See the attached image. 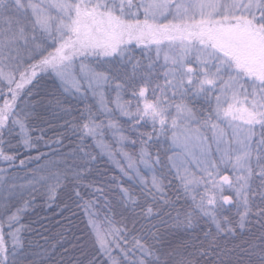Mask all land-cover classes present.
<instances>
[{
  "label": "snow or ice",
  "instance_id": "1",
  "mask_svg": "<svg viewBox=\"0 0 264 264\" xmlns=\"http://www.w3.org/2000/svg\"><path fill=\"white\" fill-rule=\"evenodd\" d=\"M44 77L83 108L65 121L70 154L57 139L32 158L29 196L68 187L101 264H264V0H0V161L10 167L12 139L35 146L37 105L71 114L35 99ZM104 156L121 173L107 191L89 180ZM7 171L0 264H50L52 251L22 240L30 200ZM201 220L203 239L167 243Z\"/></svg>",
  "mask_w": 264,
  "mask_h": 264
},
{
  "label": "trees",
  "instance_id": "2",
  "mask_svg": "<svg viewBox=\"0 0 264 264\" xmlns=\"http://www.w3.org/2000/svg\"><path fill=\"white\" fill-rule=\"evenodd\" d=\"M40 97H43L45 102L55 98L61 100L63 105L65 104V98L60 95L56 86L47 77H44L39 89V97L35 99ZM72 120L70 114L60 112L57 108L47 106L45 103L36 106L31 124L36 131L50 136L57 133L65 134V132L69 134L70 131L65 126V121ZM69 135L72 137V134ZM18 154L21 153L18 151ZM20 156H17L15 161L17 165L11 167V174L17 186L28 181L30 176L32 177L29 166L36 164L32 158H29L24 160L25 164L21 166ZM56 196L63 204L62 210L42 215V212L37 209L23 218L24 228L21 237L24 244L30 245L34 250L37 245H40L52 251L53 257L50 264H88L93 257L96 258L97 264H101L103 259L100 253L93 248L90 240L85 241L84 239L88 229L80 212L72 206L73 200L69 199V190H62ZM73 245L76 247L74 248Z\"/></svg>",
  "mask_w": 264,
  "mask_h": 264
},
{
  "label": "rangeland",
  "instance_id": "3",
  "mask_svg": "<svg viewBox=\"0 0 264 264\" xmlns=\"http://www.w3.org/2000/svg\"><path fill=\"white\" fill-rule=\"evenodd\" d=\"M139 54V53H137ZM48 80H50L47 77ZM59 91V90H58ZM60 93V92H59ZM114 95V93H113ZM64 99V106L65 107H70L72 109L71 111V117H77L79 115V109L83 108V104H79L76 102V100L72 97H65L63 96ZM125 99H128L127 96H125ZM89 103H92L91 100L88 101ZM109 107H113V105H109ZM144 131H150L149 129H142ZM71 134V132L69 133ZM67 134L65 132V134L62 133H57V134H53V135H43L42 133H40L39 131H36L33 127L31 130V135L33 137V143H34V147L33 148H26L24 147L21 143H19V137L12 139L11 140V144H12V151L10 154H14L16 156H20L22 160H26V159H31L34 158L38 155V153L40 152H48L49 149L45 146V142L46 141H56L57 139H61L63 141V145L64 147L62 148V152L66 153V154H70L73 150V148L75 147V143L76 141V137L72 135V137H69L70 135ZM37 137H42V139L39 140V142H36ZM5 138L7 139V135L5 136ZM136 137H133V139H135ZM89 143H91V141H89ZM124 151L126 152H132L134 151V149L132 148V146H127L123 148ZM139 148L138 146L136 147L135 151H138ZM152 151H155V146L150 149ZM6 151H7V147H6ZM18 151L21 154H18ZM68 161L69 163L72 162V156L68 155ZM116 159H119V157H116ZM17 165V163L15 162V166ZM37 167V164H31L29 166L30 172L33 171V169H35ZM94 170L93 173L91 174V176H89V180H95L96 187H105L106 191H107V186H111L112 188H115V185L112 183V177H117L120 178L121 177V173L119 171V168L116 166V164L112 161L109 160L107 156H104L103 158L98 157L96 163L93 166ZM0 169H8V171L5 173V176L7 177V181L10 184H15V178H13L14 176H12L11 174V167L8 166L7 163H4L2 161H0ZM229 175H231V173H229ZM33 180V176L29 178L28 181H26L25 183L21 184L24 187L23 191H24V197L23 199H29L30 203L27 206L26 211L21 215L20 218V224L23 225L22 221L23 218L28 215L31 214L34 210L37 211H41L42 215H46V214H50V213H57L60 210H62V203L59 202V200L57 199L58 196H56L54 199H49L48 195L46 194L45 188L37 185V191L32 193V196H29V193L32 191L31 188L28 187L29 182ZM62 190H69L68 187H64L63 189H58L57 193L59 194ZM226 195H230L231 193L226 192ZM117 195L116 192H110L108 193V198L111 200L113 198V196ZM73 200V205L75 207V209L80 212V216H82V219L85 221L86 224V218L83 215L82 210L78 209L76 206V202H74ZM13 203L15 204L16 207H20L22 206L21 201L19 199L14 200ZM183 200L180 201V204H183ZM101 204H103V201L101 200ZM40 208V209H39ZM15 208L12 209V211H14ZM234 211V210H233ZM10 214V213H7ZM5 213L0 212V220H6V215ZM226 215L228 213H225ZM101 215H103V212H101ZM41 216V215H40ZM252 230L254 232H258L259 230V225L255 223V219L253 218V224H252ZM207 230V226L204 224V221L201 220L200 225L198 227H195L193 230H189V231H184V230H175V229H171L170 234L167 236V243L170 245H176L181 241L187 242L189 241L190 237L193 236H199L201 239H203V231ZM161 231H164L163 228H161ZM244 237H239L236 240H232L231 243H236L239 242V239H242ZM223 242V241H221ZM101 256V254H100ZM102 259L104 260L105 258L103 256H101ZM208 261V264H210L212 257H207L205 258Z\"/></svg>",
  "mask_w": 264,
  "mask_h": 264
},
{
  "label": "flooded vegetation",
  "instance_id": "4",
  "mask_svg": "<svg viewBox=\"0 0 264 264\" xmlns=\"http://www.w3.org/2000/svg\"><path fill=\"white\" fill-rule=\"evenodd\" d=\"M9 166V165H8Z\"/></svg>",
  "mask_w": 264,
  "mask_h": 264
}]
</instances>
